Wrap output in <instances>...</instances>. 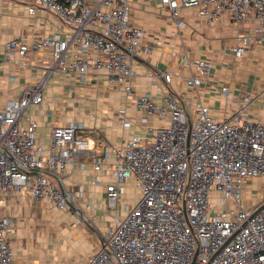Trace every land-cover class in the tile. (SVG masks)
Returning a JSON list of instances; mask_svg holds the SVG:
<instances>
[{
    "label": "built area",
    "instance_id": "obj_1",
    "mask_svg": "<svg viewBox=\"0 0 264 264\" xmlns=\"http://www.w3.org/2000/svg\"><path fill=\"white\" fill-rule=\"evenodd\" d=\"M24 1L29 14L38 9L51 14L66 31L31 41L12 37L4 44L8 63L23 64L31 52L42 50L51 61L36 86L0 109V194L26 189L38 201L73 211L80 221L105 216L104 228L95 230L99 246L86 264H264V195L246 201L243 193L247 184L264 177V119L244 117L254 94L247 91L241 108L222 118L201 100L182 104L170 88L165 104L150 93L137 95L134 60L141 49L151 52L154 46L142 44L144 31L132 19V0ZM162 2L178 27L185 23L181 11L186 8L209 25L255 22L258 34L264 26V0ZM253 41V35L239 36L235 55L242 57ZM212 64L188 60L186 83L197 90ZM53 72L76 74L84 82L94 73L105 75L137 113L146 114L145 134L134 133L119 144L101 136L92 145L85 124L70 120L55 126L45 145L37 136V119L26 110L43 102ZM161 76L171 83L172 73ZM229 91L228 85L220 88L227 98ZM119 115L126 129L137 119L125 105ZM151 115L163 123L149 122ZM80 158L91 161L92 184L104 187L105 204L90 203L80 186L66 183L68 169ZM128 179L139 197L121 210ZM11 228V220L0 217V264H14L7 239Z\"/></svg>",
    "mask_w": 264,
    "mask_h": 264
},
{
    "label": "crops",
    "instance_id": "obj_2",
    "mask_svg": "<svg viewBox=\"0 0 264 264\" xmlns=\"http://www.w3.org/2000/svg\"><path fill=\"white\" fill-rule=\"evenodd\" d=\"M132 3V19L144 31L142 44L154 46L151 52L141 49L134 60L135 94L150 93L158 103L165 104L163 97L170 88L182 104L193 105L201 100L210 106L214 117L222 118L239 110L246 92L251 91L255 100L244 117L264 119V26L258 34L253 32L255 22L209 25L193 9L186 8L181 11L185 23L178 27L162 0ZM65 31V25L51 14L40 9L29 14L24 0H0V109L9 99L20 98L27 88L36 86L44 76L43 67L51 61L47 50H42L31 52L23 64L8 63L3 57L5 42L12 37L31 41ZM242 34L253 35L254 41L242 57H237L234 48ZM199 58L213 64L210 74L195 90L186 83V76L190 73L188 60L194 62ZM162 72L173 74L171 83L165 82ZM89 80L84 82L76 74L53 72L43 88V102L27 108V114L38 121L37 136L45 145L50 143L52 129L70 120L85 124L92 145L101 136L119 144L134 133L145 134V126L140 122L146 116L144 112L137 113L132 101L109 84L105 75L94 73ZM222 85L230 87L228 98L220 92ZM104 89L113 92V98L101 106L91 105V100L97 99ZM124 105L131 116L137 117L135 123L141 131L135 126L130 127L132 132L119 124V110ZM84 107L94 109L97 115L92 116ZM148 121L163 123L153 115ZM94 173L91 161L80 158L68 169L66 183L72 188L80 186L84 199L90 203L104 204L99 202L101 197L105 200L104 187L92 184ZM89 213L92 217L95 214ZM0 217L12 222L7 239L14 264H64L69 259L86 264L87 257L99 246L95 230L105 225L102 220H92V224L80 221L73 211L58 208L48 200L38 201L26 189L0 194Z\"/></svg>",
    "mask_w": 264,
    "mask_h": 264
},
{
    "label": "rangeland",
    "instance_id": "obj_3",
    "mask_svg": "<svg viewBox=\"0 0 264 264\" xmlns=\"http://www.w3.org/2000/svg\"><path fill=\"white\" fill-rule=\"evenodd\" d=\"M89 81H90V83L92 82L91 85H95V83H96V82H93L92 80H89ZM98 95L99 96H97V99L91 100V105L101 106L103 103L107 102V100H110L111 98H113L114 93L113 92L111 93V91L108 89H104V90H101L98 93ZM115 107L117 108V106H115ZM81 109H83V108H81ZM81 109H80V111H81ZM84 109H86L89 114L91 112L92 116H94V117L97 115V113L94 109H92V111L88 110L89 108L84 107ZM116 111H117V109H115L114 112H116ZM89 114H86V116H88ZM153 116H156V115H153ZM78 120H80V119H78ZM140 122L142 123V121H140ZM135 126L138 127L137 131H141L140 125L137 123H135L131 128H133ZM131 128H130V130L133 132L134 129H131ZM108 180H109V178L105 177V181H108ZM126 185H127V191L123 195V198H121V201H120V209L121 210H123L124 204L126 202L130 203V204H135L137 202V198L139 197L138 190H137L134 182L131 179L127 180ZM262 187H264V177L256 178L251 183L247 184V186H245V188L243 190L244 197H245L246 201H251L252 199L259 198L261 196V194L264 195V189H262ZM214 201L217 202L218 200L214 199ZM99 202H102L105 204V201L102 199V197H101V200H99ZM106 222H107L106 217L104 216L102 218L101 223L104 225ZM79 262H80V260H76V259L70 260L69 259V260H66L64 262V264H78Z\"/></svg>",
    "mask_w": 264,
    "mask_h": 264
},
{
    "label": "water",
    "instance_id": "obj_4",
    "mask_svg": "<svg viewBox=\"0 0 264 264\" xmlns=\"http://www.w3.org/2000/svg\"><path fill=\"white\" fill-rule=\"evenodd\" d=\"M264 206V205H263ZM82 215V214H81Z\"/></svg>",
    "mask_w": 264,
    "mask_h": 264
}]
</instances>
